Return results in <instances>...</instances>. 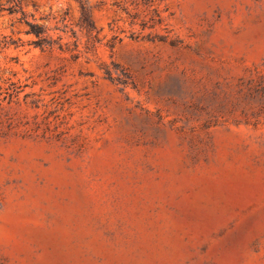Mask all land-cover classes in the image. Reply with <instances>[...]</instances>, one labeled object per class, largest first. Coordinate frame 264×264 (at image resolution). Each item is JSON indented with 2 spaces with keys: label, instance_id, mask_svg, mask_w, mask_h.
<instances>
[{
  "label": "rangeland",
  "instance_id": "1",
  "mask_svg": "<svg viewBox=\"0 0 264 264\" xmlns=\"http://www.w3.org/2000/svg\"><path fill=\"white\" fill-rule=\"evenodd\" d=\"M13 1L0 264H264V0Z\"/></svg>",
  "mask_w": 264,
  "mask_h": 264
},
{
  "label": "trees",
  "instance_id": "2",
  "mask_svg": "<svg viewBox=\"0 0 264 264\" xmlns=\"http://www.w3.org/2000/svg\"><path fill=\"white\" fill-rule=\"evenodd\" d=\"M10 2H13V0H10ZM15 4V3H14ZM29 28L27 29L28 33L33 34L36 37V44L43 46L44 44H48V41L46 40V32L41 27L37 26L35 23H28Z\"/></svg>",
  "mask_w": 264,
  "mask_h": 264
}]
</instances>
